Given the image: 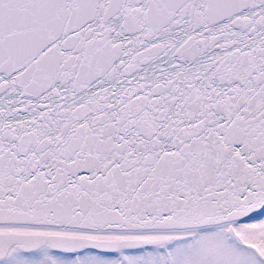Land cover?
Here are the masks:
<instances>
[{
	"label": "snow or ice",
	"instance_id": "1",
	"mask_svg": "<svg viewBox=\"0 0 264 264\" xmlns=\"http://www.w3.org/2000/svg\"><path fill=\"white\" fill-rule=\"evenodd\" d=\"M0 264H264V0H0Z\"/></svg>",
	"mask_w": 264,
	"mask_h": 264
}]
</instances>
